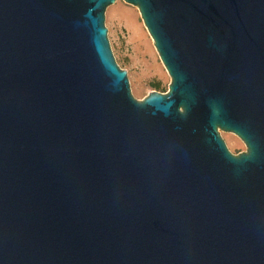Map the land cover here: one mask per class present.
Here are the masks:
<instances>
[{
	"label": "water",
	"instance_id": "95a60500",
	"mask_svg": "<svg viewBox=\"0 0 264 264\" xmlns=\"http://www.w3.org/2000/svg\"><path fill=\"white\" fill-rule=\"evenodd\" d=\"M117 1L0 0V264H264V0H123L172 80L143 101Z\"/></svg>",
	"mask_w": 264,
	"mask_h": 264
},
{
	"label": "rangeland",
	"instance_id": "374dc122",
	"mask_svg": "<svg viewBox=\"0 0 264 264\" xmlns=\"http://www.w3.org/2000/svg\"><path fill=\"white\" fill-rule=\"evenodd\" d=\"M108 40L116 63L126 71L134 98L143 101L151 93L166 94L171 85V77L164 67L154 42L149 35L140 12L123 0L111 6L106 12ZM232 151L239 147L237 140L222 133ZM243 148L244 145L241 144Z\"/></svg>",
	"mask_w": 264,
	"mask_h": 264
},
{
	"label": "flooded vegetation",
	"instance_id": "af4514ba",
	"mask_svg": "<svg viewBox=\"0 0 264 264\" xmlns=\"http://www.w3.org/2000/svg\"><path fill=\"white\" fill-rule=\"evenodd\" d=\"M227 134H230L231 136L235 137V139L237 140V142H236L235 140H233L232 142H233L234 144H237V145L239 146V147H237V150L232 151V150H230V148H229L228 142L224 140L225 143H226V146H227L228 150L230 151V153H232L234 156H239V155H241V154H245V153L248 152V149H247L245 143H244V142H243L238 136H236V135L233 134V133H227ZM221 135H222V133H221ZM222 138H223V136H222ZM241 144L244 145L243 148L241 147Z\"/></svg>",
	"mask_w": 264,
	"mask_h": 264
}]
</instances>
